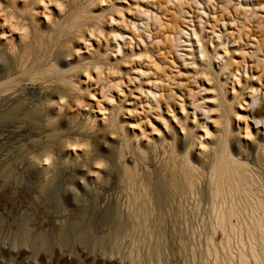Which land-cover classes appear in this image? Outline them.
Here are the masks:
<instances>
[{"label":"rangeland","instance_id":"rangeland-1","mask_svg":"<svg viewBox=\"0 0 264 264\" xmlns=\"http://www.w3.org/2000/svg\"><path fill=\"white\" fill-rule=\"evenodd\" d=\"M0 264H264V0H0Z\"/></svg>","mask_w":264,"mask_h":264},{"label":"bare ground","instance_id":"bare-ground-1","mask_svg":"<svg viewBox=\"0 0 264 264\" xmlns=\"http://www.w3.org/2000/svg\"><path fill=\"white\" fill-rule=\"evenodd\" d=\"M36 88H38V87H36ZM46 97V96H45ZM253 98H258L257 97V94H255L254 96H253ZM218 217L223 221V220H225L224 219V217H223V215H221V213L220 214H218ZM112 257V256H111ZM113 258V257H112Z\"/></svg>","mask_w":264,"mask_h":264}]
</instances>
